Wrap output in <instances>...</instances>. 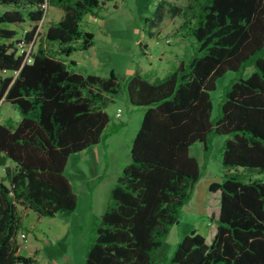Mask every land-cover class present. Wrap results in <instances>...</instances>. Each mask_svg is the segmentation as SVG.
<instances>
[{
    "label": "trees",
    "instance_id": "1",
    "mask_svg": "<svg viewBox=\"0 0 264 264\" xmlns=\"http://www.w3.org/2000/svg\"><path fill=\"white\" fill-rule=\"evenodd\" d=\"M106 1L0 0V105L19 114L0 122V264L36 262L19 253L17 235L26 230L19 205L38 219L75 209L66 163L105 136V107L121 91L144 113L84 264H154L201 177L189 149L201 142L207 152L215 135L225 139L221 179L208 188L220 192L214 236L208 243L192 230L169 264H264V0H186L184 7L161 0L148 35L168 11L181 17L177 31L192 38L194 52L162 77L136 70L124 80L113 70L106 77L75 71L62 57L93 45L80 21ZM50 5L63 14L40 34ZM37 37L35 50L20 48ZM248 65L254 71L229 83L212 118L216 79Z\"/></svg>",
    "mask_w": 264,
    "mask_h": 264
},
{
    "label": "rangeland",
    "instance_id": "2",
    "mask_svg": "<svg viewBox=\"0 0 264 264\" xmlns=\"http://www.w3.org/2000/svg\"><path fill=\"white\" fill-rule=\"evenodd\" d=\"M161 0H108L104 5L95 10V14H86L80 21V28L89 31L94 35L93 45L87 50H76L70 56H62L71 64L75 71L81 73H91L102 77L109 75L110 71L124 80L136 70L144 73L146 70H162L168 66L178 51H183L178 38H176L177 28L181 22L180 16H174L167 11V14L157 28H150L157 36L148 35V20L154 18L158 4ZM181 7L186 5V0H167ZM169 3V4H170ZM63 14L62 9L50 5L47 8L46 16L39 22V32L43 34L46 27L60 19ZM28 27L20 28L21 33ZM184 51L186 59L194 52L195 44H191L192 38L186 37ZM39 41L36 38L32 50H35ZM183 54V53H182ZM254 71L251 65L237 72L227 70L216 79L215 88L210 91L212 98V118L219 111L220 102L223 99L224 91L235 77L247 78ZM124 91L112 95L105 110L108 112L109 123L104 133L105 136L98 143L102 149L103 144H109L107 157L102 155L101 159L107 158L108 166L115 162L116 157L120 163L129 159L133 139L137 133L134 118L125 125L114 118L117 107L126 110ZM134 110H142L143 107H133ZM127 111H125V115ZM137 115V114H134ZM10 118L13 121L19 119L17 110L9 103L0 105V120ZM118 129L111 131L114 126ZM225 139L223 135H215L211 138L210 149L205 152L203 144L196 142L190 149V155L197 158L201 172L203 173L200 182L196 183L190 200L182 207L178 223L171 226L164 236L161 246L155 254L154 264H169L177 243L193 229L203 235L210 234V218L207 217L208 196H213L209 191V181L221 179L222 164L221 151ZM103 150V149H102ZM73 153L68 158L66 174L71 178L75 187L81 184L82 177L78 173L76 154ZM101 154V151H100ZM3 168L0 166V174ZM64 172V174H65ZM89 175V174H88ZM205 205V206H204ZM219 209V204L217 206ZM22 214L21 223L27 231L26 243L20 236L22 243L21 251L24 255H34V264H62L67 256L74 260L75 264L79 259L85 258V248L81 245V238L87 232L65 230V221L61 215L55 217H42L38 219L37 213L28 207L18 206ZM65 214V213H64ZM20 234V233H19ZM37 237V238H35ZM38 249L37 252L34 250Z\"/></svg>",
    "mask_w": 264,
    "mask_h": 264
},
{
    "label": "crops",
    "instance_id": "3",
    "mask_svg": "<svg viewBox=\"0 0 264 264\" xmlns=\"http://www.w3.org/2000/svg\"><path fill=\"white\" fill-rule=\"evenodd\" d=\"M175 36L176 38H178L177 40H179V44L183 48L181 50L183 51H178L175 54L174 60L168 66L164 67L162 70H159V71L157 70H154V71L147 70L146 71L145 70L143 74H146L151 79H154L156 77H162L167 72H169L175 65H177L180 61H185L192 55V54L189 55V57H187L186 59L184 58L185 56L184 46L186 44L183 39L185 38V36L181 32H177ZM191 44H193L192 41H191ZM125 97H126L125 106L127 105L126 110L121 109L120 107H117V110L114 114V118H117L121 122L123 121L122 123L124 124V126L129 124V121L131 122V119L134 118L135 126L136 124L138 125L139 123L137 127L139 129L141 121H142L143 113H144V107L142 108L141 111L134 110L133 107H140V106L131 105L127 99V96ZM118 109H120L119 115H117ZM125 111H127L126 115H125ZM134 114H137V115H134ZM4 121L5 119L0 120V122H4ZM102 147H103L102 148L103 150L100 148L99 144L97 143L95 145L87 147L86 149L76 154L78 155L75 158L76 159L75 163L78 166L77 171L80 174V176L83 178L81 184L78 185L77 187L74 186L71 178L65 172L66 167L68 165V161H67L64 172H65V176L67 177V179L69 180L71 184V188L73 192L76 195L77 204L73 211H66V212L58 213L55 216L57 217L61 215L62 219L65 221V225H64L65 230L66 229L71 230V231L74 230L75 232H79L80 230L82 232L83 231L87 232L85 237H82L80 240L83 248H85L86 243L91 237L93 225L95 224L97 219L102 215V213L104 212L107 206L110 191L112 187L114 186L122 168L124 167V165H126L129 162V159H127L125 163L124 162L120 163V159L116 157L115 162H112V165L109 167L107 158L105 159L100 158L101 155L102 157L103 156L107 157L109 144L105 143L103 144ZM100 151H101V154H100ZM202 175L203 173H201V177ZM200 180L201 179H199L198 183L200 182ZM214 181L218 182L220 181V179L219 178L212 179L211 181H209L208 184ZM212 195L213 196L211 195L208 196L209 197L208 206L204 205L205 206L204 209L205 208L207 209L206 215L211 220L209 223L211 231L208 236L207 235L205 236L201 233L205 237L206 242L208 243L212 240L214 236L215 220L217 219L219 215V210H220V208L219 209L217 208L219 204L220 192L219 191L212 192ZM193 230L196 231V229H193ZM24 232L26 233V238H27V231L25 230ZM19 236L20 234L17 235V241L19 243V253L24 255L21 251V246L23 245L22 243L24 242L20 239ZM25 243H26V239H25ZM37 250L38 249H35L34 251L37 252ZM81 255L83 256L82 253ZM82 256L79 259L78 264H84V257ZM62 264H75V263H74V260H71V258L65 256L64 260L62 261Z\"/></svg>",
    "mask_w": 264,
    "mask_h": 264
},
{
    "label": "built area",
    "instance_id": "4",
    "mask_svg": "<svg viewBox=\"0 0 264 264\" xmlns=\"http://www.w3.org/2000/svg\"><path fill=\"white\" fill-rule=\"evenodd\" d=\"M32 43L31 44H29V45H27V46H25V45H22V44H20L19 46H20V48H25L26 50H27V53L31 50V48H32ZM120 114V109H118V111H117V115H119ZM20 237L23 239V240H25L26 239V233L25 232H20Z\"/></svg>",
    "mask_w": 264,
    "mask_h": 264
}]
</instances>
